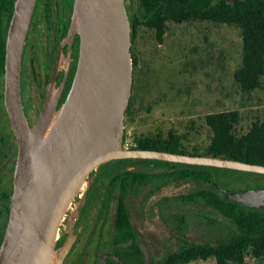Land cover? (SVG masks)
Listing matches in <instances>:
<instances>
[{"label": "water", "instance_id": "water-1", "mask_svg": "<svg viewBox=\"0 0 264 264\" xmlns=\"http://www.w3.org/2000/svg\"><path fill=\"white\" fill-rule=\"evenodd\" d=\"M40 4L41 0H14L5 35L3 101L17 153L0 264H48L52 259L55 264H68L71 259L66 257L79 231L72 238L65 234L56 248L59 227L88 175L105 163L157 160L264 176V165L225 156L125 147L123 119L132 85L128 0H67L42 104L33 119L27 117L21 66ZM211 186L228 202L264 214V183L234 189L221 186L213 176ZM110 225L95 264H128L111 251ZM138 246L144 264H157L162 258L163 254L153 258L141 239ZM95 250L96 244L88 264H93Z\"/></svg>", "mask_w": 264, "mask_h": 264}, {"label": "rangeland", "instance_id": "rangeland-1", "mask_svg": "<svg viewBox=\"0 0 264 264\" xmlns=\"http://www.w3.org/2000/svg\"><path fill=\"white\" fill-rule=\"evenodd\" d=\"M42 2L41 0L34 24L39 28L37 39L44 47L47 35L41 15ZM135 2L128 0L131 16ZM67 11L66 0L63 20ZM241 32L237 26L208 21L195 20L183 23L168 21L162 39L158 41L154 30L140 25L135 36L131 38L130 46L131 57L136 59V65H132L131 93L123 119L125 147H128L130 139L134 136H153L157 133L175 131L184 137V147L187 151L196 149L202 153L211 138V131L205 124L206 115L220 111L234 112L237 117L238 135L246 133L252 123L264 121V73L261 76V86L249 92L243 91L233 76L241 65ZM30 36L35 38L37 35L32 32ZM39 53L41 57L43 50ZM75 58L76 49L72 53V61ZM25 79L26 99L28 97L31 101L37 96L39 86L32 80L31 72ZM0 87L3 88V85ZM5 119L6 116L0 106V126L3 127ZM147 166L163 167L149 161L134 160L124 165L108 162L88 175L86 194L65 233L72 238L77 230L79 231L66 257L71 259L68 264H88L91 245L86 244V241L93 223L104 220L106 227L112 223L116 208V192L111 194L109 212L105 214L99 212L109 178L119 169L141 171L142 167ZM215 179L221 186L234 189L246 188L240 180L244 181L247 187L264 183V176L226 169L215 170ZM200 186L206 184L186 180L170 182L162 185L153 194L149 195V188H145L128 198L127 204L133 222H137L142 229L152 257L175 250L180 240H183L171 236L177 232L173 230L171 221L164 220L169 213H183L186 216L185 230L179 233V236L187 241L213 243L227 235V220L206 207L198 204L183 206L173 202L160 209L156 204L158 201L161 203L164 197L187 194ZM149 205L151 207L148 214L138 215V211ZM209 219H214L215 222L211 223ZM63 239L55 246L56 248L60 247ZM187 264L216 262L213 257H209ZM244 264H264V261L248 251Z\"/></svg>", "mask_w": 264, "mask_h": 264}, {"label": "trees", "instance_id": "trees-1", "mask_svg": "<svg viewBox=\"0 0 264 264\" xmlns=\"http://www.w3.org/2000/svg\"><path fill=\"white\" fill-rule=\"evenodd\" d=\"M131 16L132 36L140 25L155 31L161 41L166 23L208 21L216 24L237 26L242 34L241 65L234 72V79L243 91L249 92L261 86L264 73V0H135ZM138 1V6H137ZM14 0H0V78L4 71L5 35L7 21L12 13ZM132 65L136 59L132 58ZM237 117L234 112L220 111L205 117V124L211 131L206 150L187 151L184 137L175 131L153 136L132 137L128 143L131 149H151L189 155H214L234 158L239 161L264 165V121L252 123L249 130L241 135L236 132ZM134 160H118L117 164ZM160 163L164 170L155 175L168 182L181 180L206 184L181 196L183 203L198 204L219 214L228 222L227 235L213 243L185 242L174 251L166 253L157 264H187L194 260L215 259L216 264H244L248 251L264 261V214L254 208H246L238 203L228 202L211 186L215 171L208 167H193ZM134 170L117 172L113 177L116 185L122 181L121 192L113 214L112 237L116 244L132 240L131 214L124 203L125 196L136 191L137 184L146 178ZM244 185V181L240 180ZM243 185V186H244ZM241 187V186H240ZM178 218V216H176ZM182 223L183 218H178ZM214 223V219H209ZM113 245V253L128 264H144L136 244ZM110 264H114L110 262Z\"/></svg>", "mask_w": 264, "mask_h": 264}, {"label": "flooded vegetation", "instance_id": "flooded-vegetation-1", "mask_svg": "<svg viewBox=\"0 0 264 264\" xmlns=\"http://www.w3.org/2000/svg\"><path fill=\"white\" fill-rule=\"evenodd\" d=\"M41 5V15L43 16L44 20V26L46 30L47 40L44 43V47L40 44L38 41V32L39 29L35 24L31 28L29 32V37L25 46L23 59H22V66H21V93H22V100L26 112V116L33 119L34 116L37 115L36 111L39 110L42 100H43V94H44V84L46 77L50 74L53 61L55 58L56 50H57V43L58 39L60 38L62 28L64 25L63 17H64V11L66 7V0H42ZM12 14V13H11ZM11 17V15H10ZM10 18L7 21V27L9 23ZM35 26V27H34ZM6 27V29H7ZM34 32L37 36L35 38L31 37L30 34ZM43 50V54L40 57V53ZM4 72V71H3ZM31 72L32 74V80L34 81L35 85L39 86L37 96L33 97V99L30 101L28 100V97L26 99V79L25 77L28 75V73ZM3 79V76L1 77ZM0 78V85H3V88L0 87V106L2 112L5 114L6 119L3 123V127L0 126V244L3 238L4 230L7 224V219L9 215V205H10V198L13 191V179H14V169H15V161H16V153H17V143H16V137L15 134L10 126L9 118L7 115V112L4 107V101H3V91H4V81ZM3 81V84H2ZM33 101V103H32ZM138 161H149L154 163V165H160L158 162H154L157 160H138ZM131 162V161H130ZM125 164V163H124ZM121 165V164H119ZM120 171H124L119 169ZM119 170L117 172H119ZM164 170L162 168L158 167H142L141 171H136L138 173L146 174V178H142L143 180L137 184L136 191L128 193L124 198V203L126 205L127 210L131 214V211L128 207L127 201L128 198L132 195H135L139 193L141 189L149 188L148 194H153L157 192V190L165 184L170 183L169 181H166V178L164 177H156L158 173L163 172ZM117 172L114 173L108 180V184L105 190V195L103 200L100 203L99 212L101 213H108L109 207H110V197L113 192H116V204L118 200V193L121 192L122 188V181L119 180V183L116 185V183L113 182V177L117 175ZM185 181V180H181ZM172 182V181H171ZM255 185L262 186L263 183H257ZM188 194V193H187ZM186 195V193L178 194L175 196L170 197H164L161 199V203L159 201L156 203L159 205L160 209H163V207L166 208V205L173 202H178L182 204L183 206H187L189 204L183 203V200H181V196ZM159 203V204H158ZM164 204V205H162ZM156 205H152L154 207ZM150 205L143 208L142 211H138V215H146L150 212ZM183 218V222L181 223L178 218ZM99 220V219H98ZM131 220V231L133 234L132 240L128 241H122L121 244H116L113 241V237L111 239V251L113 250V245H122L128 246L136 244V246L139 249L138 246V240L141 239L144 241V243L147 245L146 241L144 240V234L142 232V229L138 225L137 222H133L132 216L130 217ZM165 221H171L173 225V230L175 232L173 235H171L174 239H183L180 240V245H182L185 242H192L187 241L185 238H181L179 236V233L184 232L187 219L186 216L183 213H169L164 218ZM137 234V236H136ZM65 236V233L64 235ZM63 236L58 239L56 245L59 243V241L63 238ZM138 237V239H137ZM106 239V226L104 225V220L99 221L98 223H93V227L90 232V236L87 238L86 244L91 245V249L94 244H96V250L94 254V262L96 263L98 255L101 251V248L103 247ZM88 242V243H87ZM169 242V241H167ZM196 243V242H195ZM148 247V246H147ZM178 248V247H177ZM176 248V249H177ZM90 249V255L89 258L92 256V252ZM175 249V250H176ZM174 251V250H173ZM114 252V251H112ZM140 252V249H139ZM171 252V251H170ZM168 252H162L160 255L164 256ZM141 254V252H140ZM151 254V253H150ZM152 255V254H151ZM141 258L143 261V257L141 254ZM155 258V257H153ZM144 263V262H143ZM110 264V261L107 263Z\"/></svg>", "mask_w": 264, "mask_h": 264}, {"label": "bare ground", "instance_id": "bare-ground-1", "mask_svg": "<svg viewBox=\"0 0 264 264\" xmlns=\"http://www.w3.org/2000/svg\"><path fill=\"white\" fill-rule=\"evenodd\" d=\"M87 180L84 181L82 187L80 188V190L78 191L77 195L74 197V199L72 200L70 206L68 207L63 220L61 222V225L59 227L58 230V234H57V239H56V243L58 241V239H60L64 233H66L67 231V227L69 225V223L75 218L76 214L78 213L79 207L83 201V198L86 194V190H87V184H86ZM55 256V254H54ZM48 264H55V261H53V259L48 262Z\"/></svg>", "mask_w": 264, "mask_h": 264}]
</instances>
